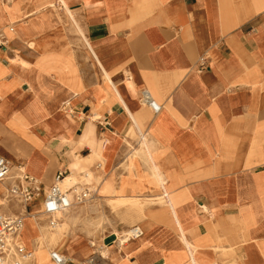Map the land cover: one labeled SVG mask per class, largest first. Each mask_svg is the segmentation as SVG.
Instances as JSON below:
<instances>
[{"label": "crops", "instance_id": "crops-1", "mask_svg": "<svg viewBox=\"0 0 264 264\" xmlns=\"http://www.w3.org/2000/svg\"><path fill=\"white\" fill-rule=\"evenodd\" d=\"M0 155L33 255L62 171L94 193L66 264H264V0H0Z\"/></svg>", "mask_w": 264, "mask_h": 264}, {"label": "built area", "instance_id": "built-area-1", "mask_svg": "<svg viewBox=\"0 0 264 264\" xmlns=\"http://www.w3.org/2000/svg\"><path fill=\"white\" fill-rule=\"evenodd\" d=\"M144 102L155 112L160 111V106L151 98L148 92H144ZM11 162L0 155V181L8 178L11 171ZM25 189L23 191L24 202H32L37 194L39 182L33 177L23 172ZM66 178V173L60 171L55 177V183L48 189L44 203L43 212L49 216L50 224L54 227L58 225L54 214L64 208H71L75 204L88 202L94 198L93 191L88 186L81 188L76 185L64 188L62 183ZM79 188V189H78ZM17 189V188H16ZM22 215L9 216L0 211V264H31L33 252L29 251L21 241L22 228L24 223ZM142 235L139 226H133L125 234L124 242L134 240ZM52 258L57 264H66V259L62 254L52 253ZM90 264L95 263V258H90Z\"/></svg>", "mask_w": 264, "mask_h": 264}, {"label": "rangeland", "instance_id": "rangeland-1", "mask_svg": "<svg viewBox=\"0 0 264 264\" xmlns=\"http://www.w3.org/2000/svg\"><path fill=\"white\" fill-rule=\"evenodd\" d=\"M16 184L18 187L20 186H25V180L23 178V176L17 178L16 180ZM10 201V205H12V208L15 210L14 214H6L3 210L2 207L0 206V211L2 213H4L5 215H9V216H18L21 215L22 212L20 213V209L14 207V204L17 203V205H19L21 202L24 201L23 196L22 195H17V196H12L8 199ZM141 202H143L144 207L149 206V204L158 202L155 200H146V199H141ZM38 203V200L36 202H33L32 204H30L29 209L33 210L34 208V204ZM115 205H113V209L115 210L116 213H119L117 210L120 209L121 207H124V209H126L128 212V214H125V216H130V214H136L138 213L136 210H131L132 204L128 201L126 202H119V203H113ZM16 205V204H15ZM78 205L81 204H77L74 207L69 208V210H67L64 214V216L62 217H58V216H53L57 222L58 225L56 227L52 226L50 224L49 221V216L47 215L46 219H45V228L49 231L51 238L50 240H48L47 238H45L44 236L39 239L36 243L34 242V248L35 245L36 247L39 246V248H37L34 252V255L32 257L31 260V264H55L53 259L51 258L52 256H50V253H47V250L52 251V252H57L59 254H63V251L65 249H69L71 250L72 247H76L77 243H78V239H76V232H81L84 233L85 235L91 236L92 233L87 232L88 227L90 226L87 223V219H83L80 216H82L83 214H81V212H77V207ZM38 209V208H36ZM40 209V208H39ZM102 210V209H101ZM33 212H30V214ZM84 215L87 216V212H84ZM131 217V216H130ZM28 225H31V220L27 221ZM135 224H139L137 222H133L130 224V228L122 231V233H118V241L120 242V237L122 236L123 238L125 237L124 233H126L129 229H131ZM100 229H102L103 227V223L99 224ZM52 236H58L57 239L52 238ZM21 241L23 243V239L21 236ZM93 241H95L96 245L98 246V240L93 238ZM47 243H51V245H47ZM24 244V243H23ZM103 245H106L105 243ZM25 247H27L26 245H24ZM46 255L45 258H42V255ZM101 254L103 256L106 255V251L101 252ZM88 263L90 262V257L87 259Z\"/></svg>", "mask_w": 264, "mask_h": 264}, {"label": "bare ground", "instance_id": "bare-ground-1", "mask_svg": "<svg viewBox=\"0 0 264 264\" xmlns=\"http://www.w3.org/2000/svg\"><path fill=\"white\" fill-rule=\"evenodd\" d=\"M13 168V167H12ZM12 168H11V171H10V173H9V176H8V178L11 176V172H12ZM21 176H23V172L21 173V175L19 176V177H21ZM23 178H24V176H23ZM6 180V179H5ZM4 181V180H3ZM69 181V180H68ZM0 182H2V181H0ZM24 187V189H25V186H23ZM17 188V189H16ZM11 191L14 193V194H17V195H21V194H23V191H21V189H19L18 187H17V184L11 189ZM39 193H40V187H39V185H38V191H37V194H36V196H39ZM135 200V199H134ZM140 200V199H139ZM134 202V201H133ZM25 203H28V202H25ZM44 203V202H43ZM133 210V209H132ZM62 210H59V211H57L55 214H60V212H61ZM42 212H43V207H42ZM44 213V212H43ZM47 214V213H46ZM65 214V213H64ZM37 214L36 213H31L30 215H28V216H30L31 218H35V216H36ZM24 218V223H23V228H22V236H23V233H24V231H25V227H26V217L27 216H23ZM126 233H124V235H125ZM125 238V237H124ZM48 253H50V256H52L53 254H52V251H49V250H47V253L46 254H48ZM54 260V259H53ZM56 263V262H55ZM57 264V263H56Z\"/></svg>", "mask_w": 264, "mask_h": 264}]
</instances>
